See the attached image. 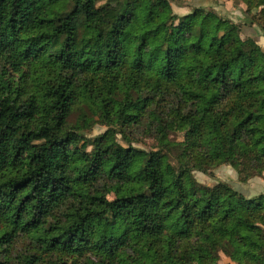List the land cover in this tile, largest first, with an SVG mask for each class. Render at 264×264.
<instances>
[{"label": "trees", "instance_id": "obj_1", "mask_svg": "<svg viewBox=\"0 0 264 264\" xmlns=\"http://www.w3.org/2000/svg\"><path fill=\"white\" fill-rule=\"evenodd\" d=\"M229 1L0 0V264H264V194L195 175L264 180V0Z\"/></svg>", "mask_w": 264, "mask_h": 264}, {"label": "rangeland", "instance_id": "obj_2", "mask_svg": "<svg viewBox=\"0 0 264 264\" xmlns=\"http://www.w3.org/2000/svg\"><path fill=\"white\" fill-rule=\"evenodd\" d=\"M190 3L192 6H188ZM228 3V4H227ZM205 6L209 9H215L220 13L221 16H231L232 18L238 19L239 13L236 8L233 7L229 0H186V2L182 5L180 4H172V10L176 14H180L179 16L187 15L190 12V9L196 6ZM231 5V8H230ZM230 8V9H229ZM259 7L252 6L251 11L257 12ZM177 14V15H178ZM238 15V16H237ZM242 20V15L239 17ZM239 22V21H238ZM104 131L103 128H95L92 133H89V136H96ZM132 138L137 142L134 143V146L140 147L142 149L149 150L150 147L154 144L155 135L151 131L145 130L144 128H140L137 132L132 134ZM173 140L178 141L181 139V135H174L171 137ZM119 139V137H118ZM224 170H214L212 176H207L203 174H195L197 180L204 185L211 186L215 183V181L227 180L230 184H232L231 177L228 176V171L231 173L234 172L226 166H222ZM226 167V168H225ZM235 175V174H234ZM226 182V181H225ZM217 264H233L227 259L224 255H220V260Z\"/></svg>", "mask_w": 264, "mask_h": 264}, {"label": "crops", "instance_id": "obj_3", "mask_svg": "<svg viewBox=\"0 0 264 264\" xmlns=\"http://www.w3.org/2000/svg\"><path fill=\"white\" fill-rule=\"evenodd\" d=\"M188 6H192V5L190 3H188ZM196 7H198V6H196ZM203 7L208 8L205 6H203ZM230 8H231V5H230ZM237 10H239V9H237ZM215 11L217 12V10H215ZM238 12H240V11H238ZM217 13L220 14L219 12H217ZM176 14H178V13H176ZM178 15H180V14H178ZM239 20L241 21V19H238L237 21H239ZM241 31L245 36L252 38L264 51V35L257 27H254V26L249 27V26L243 25L241 27ZM219 169L226 171L223 167H220ZM234 174L231 173L230 170L228 171V176L231 177L232 184H230L227 180H223V181H226L227 183H229L235 190L242 193L246 197H255L259 194H264V180H262L259 177H255V178L250 179L246 183H239L237 181L236 174L235 175Z\"/></svg>", "mask_w": 264, "mask_h": 264}]
</instances>
